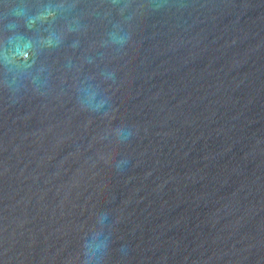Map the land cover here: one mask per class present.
Listing matches in <instances>:
<instances>
[{
  "label": "water",
  "instance_id": "95a60500",
  "mask_svg": "<svg viewBox=\"0 0 264 264\" xmlns=\"http://www.w3.org/2000/svg\"><path fill=\"white\" fill-rule=\"evenodd\" d=\"M0 264H264V0H0Z\"/></svg>",
  "mask_w": 264,
  "mask_h": 264
}]
</instances>
